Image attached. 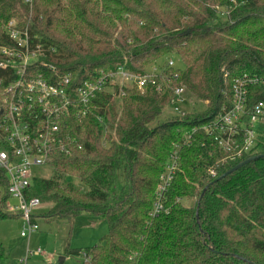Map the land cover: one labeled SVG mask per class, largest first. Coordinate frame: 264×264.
Masks as SVG:
<instances>
[{
	"label": "trees",
	"instance_id": "1",
	"mask_svg": "<svg viewBox=\"0 0 264 264\" xmlns=\"http://www.w3.org/2000/svg\"><path fill=\"white\" fill-rule=\"evenodd\" d=\"M12 19L44 53L27 72H58L76 84L120 66L141 75L155 67L164 72L143 91L99 93L87 116L63 121L62 144L50 156L56 174L36 178L31 194L51 204L47 222L71 224L86 214L110 227L98 244L69 246L66 254L86 253L82 264H264V130L232 159L204 129L231 106L240 78L257 77L249 103L264 101V0H0V49L14 45L6 34ZM174 55L184 68L168 65ZM8 72L15 71L0 69V103L13 78ZM177 87L209 102L207 110L162 121ZM176 145V178L164 211L154 216L156 189ZM253 156L259 157L218 179ZM7 188L0 169V221L21 214L9 209ZM190 197L196 201L186 205ZM7 256L0 240V264Z\"/></svg>",
	"mask_w": 264,
	"mask_h": 264
},
{
	"label": "built area",
	"instance_id": "2",
	"mask_svg": "<svg viewBox=\"0 0 264 264\" xmlns=\"http://www.w3.org/2000/svg\"><path fill=\"white\" fill-rule=\"evenodd\" d=\"M25 1L32 3V0ZM6 34L14 45L1 47L0 69L15 72H8L13 78L8 81L0 103V169L8 180L9 209L21 213L20 219L25 224L21 235L30 238L39 229L34 215L42 203L31 194L37 178L34 169L50 165L55 145L62 144L59 133L63 121L72 116H87L99 93L115 87L119 88L120 96L125 89L133 87L143 91L149 85H158V78L163 77L164 72L155 67L141 75L120 66L115 71L100 72L81 84L72 82L69 75L60 77L58 72L39 76L38 72H27L29 66L39 62L44 54L40 46L33 47L34 39L29 30L22 29L18 21L12 19ZM168 65L174 67L173 57L168 59ZM257 83V77L238 79L231 106L223 107L204 127L232 159L255 145L256 125L264 119V101L249 103L250 87ZM185 92V87H177L174 91L170 105L175 106L176 111L185 101ZM179 150L180 146L176 145L163 169L155 193L154 216L164 211L167 192L178 170ZM42 253L41 249L27 251V257ZM83 256L87 260V254L83 253Z\"/></svg>",
	"mask_w": 264,
	"mask_h": 264
},
{
	"label": "rangeland",
	"instance_id": "3",
	"mask_svg": "<svg viewBox=\"0 0 264 264\" xmlns=\"http://www.w3.org/2000/svg\"><path fill=\"white\" fill-rule=\"evenodd\" d=\"M175 67L184 68V63L177 56H173ZM166 61V60H165ZM185 101L178 105L179 111L175 106L168 105L161 116L162 121L177 116L180 112H190V114L201 113L207 110L208 103L193 95L189 90L184 94ZM256 130H264V119L256 125ZM35 170V176L38 179H50L56 174L50 165H42ZM118 190L122 185V171L117 168ZM76 186H82L81 181L71 180ZM61 182L65 185L68 182L63 178ZM186 205L195 203V198H184L182 200ZM12 202L15 200L12 199ZM51 204L42 202L35 209L39 217L36 218L39 229L32 236L24 237L21 235L24 221L20 218H11L0 221V240L5 245L8 256L1 264H82L84 261L83 254L72 255L66 254L67 248L82 249L98 244L101 237L109 233V225L106 220L95 221L88 215L78 216L73 223L67 220L58 222H47L43 217L49 211ZM42 250V254L30 255L27 257V251ZM65 258L64 261L61 259Z\"/></svg>",
	"mask_w": 264,
	"mask_h": 264
},
{
	"label": "water",
	"instance_id": "4",
	"mask_svg": "<svg viewBox=\"0 0 264 264\" xmlns=\"http://www.w3.org/2000/svg\"><path fill=\"white\" fill-rule=\"evenodd\" d=\"M258 157H259V156H253V158L250 157L249 159H247V160H245V161L239 163V164L236 165L235 167L231 168L229 171L225 172V173H224L222 176H220L218 179H221V178L225 177L226 175H228V174H230V173L236 171L237 169L241 168L242 166H244V165H246V164H248V163H250V162L256 160ZM204 191H205V190H204ZM203 193H204V192H203ZM203 193H202V195H203ZM64 259H65V258H62L61 260L64 261Z\"/></svg>",
	"mask_w": 264,
	"mask_h": 264
}]
</instances>
